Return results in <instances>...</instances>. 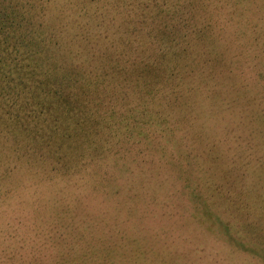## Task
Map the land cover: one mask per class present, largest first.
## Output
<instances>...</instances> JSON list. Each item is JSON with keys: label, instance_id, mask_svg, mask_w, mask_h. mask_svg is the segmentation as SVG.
Returning <instances> with one entry per match:
<instances>
[{"label": "rangeland", "instance_id": "1", "mask_svg": "<svg viewBox=\"0 0 264 264\" xmlns=\"http://www.w3.org/2000/svg\"><path fill=\"white\" fill-rule=\"evenodd\" d=\"M147 1L95 0L78 35L46 34L45 48L94 83L83 120L61 140L36 139L40 123L15 127L5 114L18 79L6 74L10 48H0V264H36L35 254L67 259L56 264H264V56L248 38L201 29L187 55L164 47L137 28L165 18ZM253 1L194 4L210 21L215 11L264 14V0ZM260 19L247 25L264 45ZM216 53L240 59L245 73ZM193 55L191 76L183 64ZM187 84L214 86L213 107L191 104ZM145 127L152 137L137 135ZM161 131L168 141L153 138Z\"/></svg>", "mask_w": 264, "mask_h": 264}, {"label": "trees", "instance_id": "2", "mask_svg": "<svg viewBox=\"0 0 264 264\" xmlns=\"http://www.w3.org/2000/svg\"><path fill=\"white\" fill-rule=\"evenodd\" d=\"M194 1H147L149 3L147 5L155 4L158 6L162 13L161 15H164L165 18L159 26L153 29L141 26L137 28L158 39L164 47L184 46L181 49L182 52L184 51L183 55L189 53L188 48L191 44L192 34L195 32L201 34L199 32L201 29V31L209 32L208 35H213L214 32H217L218 35L227 34L229 38L232 37L238 41L248 38L253 43H249L250 48L261 52V56H264V45H258L259 41L255 34L251 33L254 29H249L247 25L252 24L256 19L260 18L258 21L262 22L264 14L250 17L248 14L244 15L236 10L230 11L228 15L215 11L209 21L206 17L209 14L200 13ZM197 1L201 2L202 0ZM224 1H227V4L231 2L234 7L239 6L241 8L245 7L246 3H252L251 0ZM57 2H59L58 5L54 6ZM94 2L95 0H0V48L3 46L4 52H8V48H10L13 62H11V66L8 68L10 71L6 72V74L11 73L14 76L13 78L18 79L16 84L12 86L13 91L9 92L11 96L14 95V100L11 99L9 101L8 110L5 114L9 117V120L15 122H12L15 127L21 128L24 126L25 129L26 122L31 123L32 121H36L40 123V129H34L33 132L36 136L31 134L36 139H42L45 142L63 139L67 136L66 132H68L70 125L81 122L84 113H86V107L83 106L84 102L87 101L85 98L86 90L94 83L88 77L89 75H85V71L78 69L73 64H68L63 59H58L49 51V48H45V43L49 42L46 34L50 31L54 30L56 34L60 35L63 31H67L68 33L74 30L73 34L76 35L90 24L95 19V14L100 7L99 5L95 14L88 17L89 6L91 7ZM203 2L206 5L213 4V0H203ZM257 2L256 0L253 1L254 4H257ZM144 16L149 17V13H144ZM198 19L202 22V27L196 26ZM55 21L57 23H54ZM190 26H192L191 30H188ZM78 27L80 29L76 32V28ZM255 30L256 32H261L257 31V29ZM258 46H261L263 49H257ZM208 49L213 54L214 49L211 47H208ZM194 56L189 61L190 63L184 61L185 63L183 64L182 62L183 67L185 66L184 69L191 76H194L196 73L197 62L200 60V57L196 60ZM216 56L229 64L231 72L245 73L247 68L241 65L240 59L228 53H222L221 55L216 53ZM73 62L76 64V61ZM189 64L191 65L190 69ZM191 80L197 79L193 78ZM81 81H84V83H81ZM184 87L192 99L191 104L196 108L199 107L200 103L201 105L207 103L208 106L213 107L209 103L211 100L209 96H212L214 86H202L201 84V87H198L187 84ZM143 129H140L137 135L140 133L143 138L144 136L152 137V135H146L147 127H145V132ZM131 133L133 134V132ZM163 133L165 131H161L159 136L153 138L156 140L163 138L164 142L168 141L167 132L161 137ZM213 133H208L207 139L211 142L214 139V145L219 143L218 141H222V139H219L221 138L219 134ZM146 141L148 143L146 145H150V142H156L153 140ZM168 149L172 150L170 144L162 147V150H165V152ZM215 149L219 152L221 151L219 147H215ZM104 158L106 159L107 157ZM160 158L163 159L165 156L161 154ZM6 202L9 205H17L13 200ZM23 205H29V203ZM24 216L26 215H15L18 220H21ZM22 258L23 264H29V262L24 260L27 258ZM41 260L38 254H35L30 261L36 264H47L51 261V264H56L64 262L67 259L60 257L45 263L41 262Z\"/></svg>", "mask_w": 264, "mask_h": 264}]
</instances>
